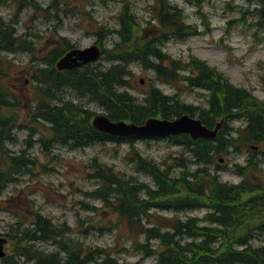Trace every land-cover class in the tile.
Masks as SVG:
<instances>
[{
	"label": "rangeland",
	"instance_id": "1",
	"mask_svg": "<svg viewBox=\"0 0 264 264\" xmlns=\"http://www.w3.org/2000/svg\"><path fill=\"white\" fill-rule=\"evenodd\" d=\"M167 1L181 9L184 22L191 24L189 33H182L183 40L178 35L165 40L161 51L169 61H205L235 86L250 90L264 101V26L259 24L256 5L247 0ZM42 2L52 11L46 14L42 9H19L18 4L11 1L0 6V22L18 20L19 35L24 34V40L36 47L35 51L18 49L13 53L0 50V73H3L0 74V86L13 103L9 107H0V117L9 118L10 131L15 125L11 131L13 139L3 142L0 147V237L8 238L5 247L7 257L0 263L37 264L19 255L24 248L16 239L20 232L35 229L37 215L46 218L56 232L62 230L58 241L31 242V247L39 249L45 256L56 254L59 261H64L69 253H74L85 264H101L106 257L116 263H153L156 256L136 245L138 239L146 242L145 237L140 236L139 230L131 231L126 220L118 215L112 200L106 204L97 194L103 186L100 170L104 167L107 173L113 172L156 189L155 181L140 166L139 156L151 164L170 169L178 177L185 171L189 173V169L194 172L205 166L200 162L193 164L197 159L195 155H191L188 149L172 145L168 139H137L133 148L129 143L108 142L87 148L59 144L52 139V124L38 110V105L62 106V101H71L90 110L92 117L105 115L103 107L89 97L79 98L68 86L65 90L58 87L48 91L50 99L46 100L40 90V87L45 89L46 84L40 81L39 75L51 67L49 63L56 51L65 49L62 38L80 49L101 43L104 57L92 66L111 65L112 62L106 61L109 54L122 51H117L122 40L118 33L121 31V14L126 9L138 24L134 37H146L143 44L153 39L159 41L162 39L159 36L161 27L157 21L147 23L150 18L157 19L155 9H158V3L156 0ZM140 63L141 60H137L130 66L132 77L128 88L140 103L152 88H157L194 107L193 115L196 117L202 111L210 110L209 91L191 88L181 80L166 81ZM34 75L39 76L38 82ZM245 122L243 119L230 122L233 125L230 135L234 142L236 139L239 142L228 152L217 155L215 161L223 160L218 168L215 164L213 170L220 173L221 180L227 185L241 184L245 177L247 183L250 179L252 184L259 181L264 186V142L244 144L236 138ZM226 142L230 146L231 142ZM21 155L27 159L23 170L15 174L14 180L2 182V172L9 173L11 158ZM242 168H246V174L241 173ZM152 212L151 222L148 220L146 227L151 228L157 222L167 228L177 219L205 218L210 210ZM200 224L208 226L206 221ZM59 240L64 241L58 244ZM251 241L256 247L263 246L264 235L257 238L255 235ZM68 243L70 247L64 251ZM156 244L158 242L154 240L150 243L153 248Z\"/></svg>",
	"mask_w": 264,
	"mask_h": 264
},
{
	"label": "trees",
	"instance_id": "2",
	"mask_svg": "<svg viewBox=\"0 0 264 264\" xmlns=\"http://www.w3.org/2000/svg\"><path fill=\"white\" fill-rule=\"evenodd\" d=\"M41 1L15 0L19 5L25 4L35 9L41 8ZM156 1L158 9H155V12L158 14L157 24L161 27L159 36L162 39L157 42L153 39L143 44L142 40L146 37L141 35L134 37L138 24L133 14L126 9L121 14L119 35L122 40L121 46L117 48V51L119 49L122 51L107 58L110 62L116 61V64L107 68L97 65L59 72L54 67L56 58L61 56L58 51L54 56L55 59L51 61V67L42 71V81L47 84L45 94L48 97V91L58 87L61 90L68 86L80 98L89 97L103 107L114 121L126 120L142 124L150 117L170 119L182 114H194V107L163 94L159 89L153 88L142 103L125 91L129 84L128 79L132 76L130 65L137 63L134 60H141L140 64L144 68L155 71L166 81L181 80L191 88L209 91L210 110L202 111L199 116L211 128L215 127L220 119L228 121L223 124L218 137L215 140L194 141L188 135H180L170 139L174 145L188 149L191 155H195L197 159L193 164L200 162L205 168L202 166L194 172L189 169V173L185 171L178 177L170 169L151 164L139 156L140 166H143L155 181L156 189H152L146 183H136L134 179H124L113 172L107 173L103 167L100 170L103 186L97 194L106 204L112 200L116 211L126 220L131 231L139 230L140 236L145 237L146 242L138 239L136 245L150 255L156 256L155 261L150 264H264V245L256 247L252 245V241L250 242L251 237L255 236V228L264 225V186H261L259 181L252 184L250 179L247 183L245 177L241 184L227 185L212 169L217 162L215 161L217 155L230 150L236 142H239L237 139L234 142L235 139L225 136V132L230 129V118L236 116L246 118L245 126L238 129L239 133L236 137L244 141V144L264 142V102L259 101L247 89L236 87L223 73L201 60L193 59L188 63L169 61L161 51L165 40L169 39V36H182L183 32H187L185 28H189L185 25L181 9L171 6L167 0ZM247 1L256 5L259 24L264 26V0ZM5 2L7 0H0V5ZM50 6L52 8L53 5ZM45 10L52 11L48 8ZM17 25L18 23L13 22H0V50L34 51L31 42L25 41L23 35H18ZM27 46L29 47L26 48ZM166 62L168 64H165ZM2 88L0 86V106L9 107L13 104L9 99L11 97ZM62 104V106L60 104L51 106L48 103L38 105V110L43 112L47 121L52 124L55 142L84 148L113 140L120 144L129 143L132 148L134 147L135 137H112L97 130L91 124V111L83 108L82 105H75L71 101H62ZM9 123V119L0 118V142L11 138ZM226 141L231 142L230 146ZM242 169H240L241 173L246 174L244 172L246 168ZM201 206H206L210 210L205 218L177 219L170 224V229H166L163 223L157 222L151 228L146 227V222L148 220L151 222L154 210L193 211L200 209ZM202 219L208 223V226L200 224ZM54 230L47 220L39 216L38 228L32 233H24L21 239L32 242L44 237L54 239L59 236ZM153 240L158 242L155 248L150 245ZM25 250L38 264L62 262L56 254L45 256L42 251L32 248L31 245ZM63 250H68L67 245ZM257 260H260L259 263ZM64 264H85V262L74 253H69ZM101 264H116V262L108 257Z\"/></svg>",
	"mask_w": 264,
	"mask_h": 264
},
{
	"label": "water",
	"instance_id": "3",
	"mask_svg": "<svg viewBox=\"0 0 264 264\" xmlns=\"http://www.w3.org/2000/svg\"><path fill=\"white\" fill-rule=\"evenodd\" d=\"M100 54L101 51L96 46L85 50H73L58 63V68L61 70L72 69L77 65L96 60ZM94 125L100 130L114 135L135 134L143 137L189 133L193 138H215L220 128V125H218L216 130H209L203 126L200 120L192 119L186 115L173 121L150 119L142 126L129 125L124 122L113 123L106 116L100 115L94 119ZM3 244L4 240L1 239L0 257L4 256L2 252Z\"/></svg>",
	"mask_w": 264,
	"mask_h": 264
},
{
	"label": "bare ground",
	"instance_id": "4",
	"mask_svg": "<svg viewBox=\"0 0 264 264\" xmlns=\"http://www.w3.org/2000/svg\"><path fill=\"white\" fill-rule=\"evenodd\" d=\"M8 1H11V2H15V0H8ZM7 1V2H8ZM7 2H5V3H7ZM25 7H27L25 4H23L22 6H20L19 7V9H21V8H25ZM46 14L48 13L45 9H42ZM158 20V17H157V19H154V18H150L148 21H147V23H152V22H155V21H157ZM185 25H186V27H188L189 29H187V28H185L186 30H187V32H188V30H190L191 29V24L190 23H185ZM189 33V32H188ZM118 34H120V31H119V33ZM183 37L184 36H180V39L181 40H183ZM93 46H96V47H98V48H100L97 44H92L91 46H89V47H87V49L88 48H91V47H93ZM149 49V48H148ZM59 57L60 56H58L56 59H59ZM52 59H55V58H52ZM60 59H61V57H60ZM134 61H137V60H134ZM202 62H205V61H202ZM134 63H136V62H134ZM133 63V64H134ZM205 63H207V62H205ZM133 64H131V65H133ZM208 64V63H207ZM130 65V66H131ZM209 65V64H208ZM76 67H78L79 69H81V68H83L82 66H80V65H77ZM64 81V80H63ZM66 82V81H65ZM123 84V83H122ZM58 85V84H57ZM236 87H238V88H243V87H239V86H236ZM244 89H246V88H244ZM248 90V89H247ZM250 93H252L250 90H248ZM96 92V91H95ZM97 92H98V90H97ZM108 92V91H107ZM92 94H94V93H92ZM253 94V93H252ZM47 95L46 94H44V97H45V99L47 100V98L48 99H50V97H46ZM96 96V95H95ZM94 96V97H95ZM169 96V95H168ZM253 96H255L254 94H253ZM256 97V96H255ZM91 98V97H90ZM257 98V97H256ZM258 99V98H257ZM127 100V99H126ZM259 100V99H258ZM130 101V100H129ZM259 101H261V100H259ZM261 102H264V101H261ZM55 103H57V102H55ZM45 107V106H44ZM196 107V106H195ZM44 109V108H43ZM192 109V108H191ZM79 110V109H78ZM189 110V109H188ZM81 111V110H80ZM76 112V111H75ZM78 113H81V112H78ZM247 113V112H246ZM74 115V114H73ZM75 115H77V114H75ZM81 114H79V116H80ZM83 115V114H82ZM236 115V114H235ZM237 117H240V116H236V117H232V118H230L229 119V130H228V132H225V136L227 137V138H232L231 137V135L230 134H232V131H233V125L232 124H230V122L232 121V120H234V119H243V121L245 122H247V120H246V118H237ZM42 118V117H41ZM226 122H228V121H226ZM225 122V123H226ZM246 122H245V124H246ZM252 123V122H251ZM203 126H205L206 128H209L206 124H204ZM7 128V127H6ZM225 129V128H224ZM54 130V129H53ZM238 132V131H237ZM218 135H219V133H218ZM218 135H217V137H218ZM222 136V135H221ZM230 136V137H229ZM190 138H191V136H189ZM216 137V138H217ZM235 137V136H234ZM198 139H202V138H194V141H196V140H198ZM69 141V140H68ZM71 143V142H70ZM72 143H73V141H72ZM179 145V144H178ZM223 159L221 158L220 159V161H222ZM144 207V206H143ZM199 208H207L206 206H201V207H199ZM149 210V209H148ZM182 211H184V210H182ZM181 211V212H182ZM210 213V212H209ZM208 213V214H209ZM206 216V215H205ZM202 221H205V220H203L202 219ZM50 226V225H49ZM199 228V227H198ZM166 229H170L169 227H167ZM34 230V229H33ZM32 230V231H33ZM36 230V229H35ZM55 231V230H54ZM37 232V231H36ZM254 232H255V235H256V238L257 237H260V236H262V235H264V225H262V226H258V227H256L255 228V230H254ZM30 233V232H29ZM32 233V232H31ZM36 234V233H35ZM34 234V235H35ZM50 234V233H49ZM52 234V233H51ZM54 234V233H53ZM57 234V233H56ZM32 236V235H31ZM30 236V237H31ZM48 236V235H47ZM51 236V235H50ZM45 238V237H44ZM178 239H180V238H178ZM222 245V244H221ZM252 245H254V246H257V245H255V244H253L252 243ZM219 247H221V246H219ZM221 258V257H220ZM258 261V260H257ZM260 261V260H259ZM259 261H258V263H259ZM263 264V263H262Z\"/></svg>",
	"mask_w": 264,
	"mask_h": 264
}]
</instances>
